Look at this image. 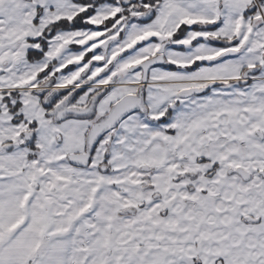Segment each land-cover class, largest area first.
I'll list each match as a JSON object with an SVG mask.
<instances>
[{"label": "snow or ice", "instance_id": "6c2138e0", "mask_svg": "<svg viewBox=\"0 0 264 264\" xmlns=\"http://www.w3.org/2000/svg\"><path fill=\"white\" fill-rule=\"evenodd\" d=\"M0 264H264V0H0Z\"/></svg>", "mask_w": 264, "mask_h": 264}]
</instances>
